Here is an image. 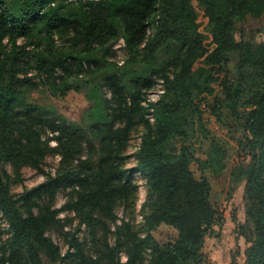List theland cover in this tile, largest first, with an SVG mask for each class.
Segmentation results:
<instances>
[{
	"label": "trees",
	"instance_id": "1",
	"mask_svg": "<svg viewBox=\"0 0 264 264\" xmlns=\"http://www.w3.org/2000/svg\"><path fill=\"white\" fill-rule=\"evenodd\" d=\"M257 19L264 0H0V264H203L205 239L223 222L214 191L225 192L228 179L244 183V264H264V25L246 27ZM120 38L121 63L110 57ZM233 53L235 74L225 68ZM29 70L60 97L80 89V73L100 79L107 119L83 130L27 101ZM159 79L163 92L147 101ZM201 103L243 155L226 173L225 142L206 126ZM138 126V146L127 153ZM207 141L196 177L193 148ZM54 151L55 172L14 193L4 165L20 176ZM140 185L142 220L117 222L119 207H135ZM60 209L73 212L74 227L64 229ZM161 225L174 234L156 238Z\"/></svg>",
	"mask_w": 264,
	"mask_h": 264
},
{
	"label": "rangeland",
	"instance_id": "2",
	"mask_svg": "<svg viewBox=\"0 0 264 264\" xmlns=\"http://www.w3.org/2000/svg\"><path fill=\"white\" fill-rule=\"evenodd\" d=\"M198 21L200 23V30L205 34L209 35V31L206 25L207 18L203 16L201 9H198ZM255 24L258 27L264 25V19L250 20L246 27L254 26ZM258 39L264 38V29L258 34ZM62 38L56 37V43H61ZM6 39L4 42L6 43ZM211 38L208 36L205 39L207 47H212ZM25 40L18 39L17 43L20 45L25 44ZM122 42V43H121ZM121 44V45H120ZM123 41L122 38L118 39L112 46L113 53L110 56L113 59H116L121 63L122 56V47ZM27 48H31L28 46ZM200 63H197L198 66ZM237 54L233 53L230 56V60L226 64L225 68H228L231 73H236L237 68ZM60 72L59 70L57 71ZM27 75L31 77L32 81L35 82L33 86H25V98L29 102L36 103L40 107L54 111L56 114H59L61 117L65 118L66 121L74 122L76 125L81 127L83 130H88L90 125L96 123L100 124L107 119V109L106 101H108V95L106 91V86L101 83L100 79H94L93 75L87 73H80L76 81L80 85L78 91L70 90L68 93L63 96H54L51 94L47 86L43 85L39 77L36 76L34 70H29ZM223 75V72L220 76ZM215 91H218L220 88L219 79L213 84ZM245 107L244 102H241L240 110L243 111ZM202 116L206 126L210 129L211 133L219 137L222 140V143L225 147V173L229 168L241 161L243 155L238 152L235 142L229 138L227 130L224 126L220 125L215 117L209 113V110L204 107L201 103ZM142 132V127L138 126L133 131L129 144L127 147V153H133L140 141V133ZM53 132H45L43 138L47 140L51 147L56 145V140ZM195 146L193 148V156L191 159V169L193 170L196 177L200 175V171L197 168V163L195 158H203L204 151L209 148L210 143L207 141L201 146ZM82 157V156H81ZM61 156L57 151L47 154L43 158L41 168H33L31 166H23L19 170L20 176H16L11 166L6 164L4 168L7 171V174H10V181L12 185V191L14 193H19L24 187H32L45 179V175L48 172L54 173L55 170L59 167ZM133 161L127 163V165H132ZM15 180V181H14ZM227 186L225 192L220 191L216 188L214 193L217 196V203L223 214V222L220 226H215V233L211 236H207L203 245V252L206 255V262L203 264H244V250L248 245L244 235L240 233V224H244L245 219V209H244V183L235 182L232 179L226 181ZM68 197V189L60 190L57 193L54 207L60 208L65 203ZM145 199V192L142 185L139 187L138 199L136 201L135 207L132 211L126 212L124 214L122 207H119L116 210L117 213V222L121 220L124 216L126 219L130 218L131 222L135 225L142 220L141 216V206ZM58 218L61 220V223L64 226V229L72 228L77 224V219L74 218L73 212H67V210H62L58 212ZM50 236L64 252L66 245L62 236L51 231ZM174 231L166 225L159 226L154 235L158 239H166L169 236H172ZM82 235V233H81ZM122 259H125V255L122 253ZM65 264V263H63Z\"/></svg>",
	"mask_w": 264,
	"mask_h": 264
},
{
	"label": "built area",
	"instance_id": "3",
	"mask_svg": "<svg viewBox=\"0 0 264 264\" xmlns=\"http://www.w3.org/2000/svg\"><path fill=\"white\" fill-rule=\"evenodd\" d=\"M123 41V40H122ZM122 43V42H121ZM121 45V44H120ZM123 45V44H122ZM122 62V59L120 60ZM163 92V84H162V80L159 79L156 84L155 87L151 90H149V92L147 93V101H155L156 99H158L159 95Z\"/></svg>",
	"mask_w": 264,
	"mask_h": 264
}]
</instances>
